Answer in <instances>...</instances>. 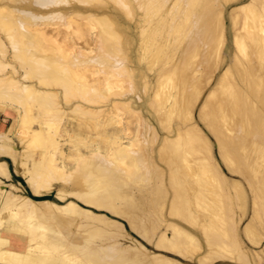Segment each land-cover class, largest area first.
I'll return each mask as SVG.
<instances>
[{
	"label": "bare ground",
	"instance_id": "6f19581e",
	"mask_svg": "<svg viewBox=\"0 0 264 264\" xmlns=\"http://www.w3.org/2000/svg\"><path fill=\"white\" fill-rule=\"evenodd\" d=\"M222 1L227 3L231 0ZM125 2L0 0V114L6 118L12 117V125L17 127L19 136H16L22 148L18 151L9 134L1 130L0 158L11 161L15 172L25 178L34 195H40L52 189L54 183L61 182L72 187L73 191L58 189L56 196L59 199L70 196L87 207L124 219L129 229L142 240L151 242L154 238L152 244L158 250L174 252L191 260L190 248L199 246L197 231L181 222H168L164 218L160 222L157 220L158 224L154 218L156 216L152 214L155 210L162 213L166 202L169 203V214L188 223L199 220L198 226L205 236L207 251L198 261L207 264L205 260L208 256H212L209 260H214L221 258V253L225 255L229 249L225 247L227 240L237 243V221L234 219V222L230 215L234 209L230 201L234 205L233 200H238L241 210H244L243 188L238 181H233V196L227 195L230 193L227 187H231L217 169L212 144L195 124L193 111L200 91L193 93L189 90L191 85L196 86L199 81L190 78L188 72L194 74L199 67L212 70L208 67L212 54L215 58H224L223 53L228 44L226 27L221 19L224 6L220 8V0H187L189 7H196L185 17L192 28L187 31L186 43L176 58L179 61L175 60L173 66H165L156 73L155 88L152 89L149 103H157L160 108L156 120L161 122L163 117L168 121L176 118L179 119V125L184 126L177 129L174 138H164L161 143L160 159L168 167L166 174L150 163L148 158L130 153V147L135 146L136 140L135 143L133 140L126 143L119 135L126 131L118 129V126L121 127L118 119L123 111L131 114V117L135 116L149 137L157 135L151 121L139 109L141 105L135 104L140 101V97L135 100L127 96L121 98L122 95L120 99H112L106 105H100L102 97L98 100L100 94L118 95L112 92L114 86L118 88L124 84L119 78L121 74H135L131 57V41L134 40L130 36L129 26L122 23V17L117 13V9L121 8L125 16L132 19L131 4ZM168 2L143 0L137 4L139 9L146 11L153 9L152 6L156 4L163 3L164 7L167 4L164 10L166 18L171 9ZM227 16L232 28L242 24L233 35L235 54L229 61V68L233 67L235 74L226 90L235 102L231 103L223 94L210 100L211 92L197 108L196 117L204 123L215 140L218 155L225 167L229 172L241 176L251 189V216L242 233L248 241L257 244L261 237L255 227L264 229V201L260 200L264 196V171L258 173L260 166H264V136H261L264 127L259 129L262 111L253 106L257 108L258 103L264 102V93L254 95L256 88L253 84L258 85L264 80V62L260 58L264 54V0H248L238 4ZM162 19L158 23H165V36L160 35L157 49L170 45L173 33L176 34L181 26L180 20L172 24L173 21ZM62 27L68 30L64 31ZM158 30L148 32V36L152 38L151 35ZM241 30L248 33L253 44L258 47L257 54L247 56L244 51L241 52L244 50ZM141 32L144 34L147 30L141 28ZM117 41L122 43L119 47L121 51L115 47ZM206 49L210 56L189 62L200 50L204 55ZM237 51L241 52L240 57H237ZM118 54L121 57L119 63L109 65L102 75L98 69V72L92 70L91 76L88 75L90 79L85 78L84 70L82 74L85 76L81 75L78 65L90 63L99 66L101 62L110 61L104 56L116 57ZM139 75L140 81L146 86L149 80L142 73ZM210 78L211 75L206 77L205 84L210 82ZM171 89L176 91L174 95L170 94ZM168 100L169 107H162ZM103 112L108 115L107 118L109 114L112 118L97 123ZM124 114L121 116L124 117ZM72 116L78 118L76 123L70 121ZM108 124L114 126L108 135L106 133L104 140L110 145L108 154L115 163L106 160V154L97 148L99 144L91 149L83 145L88 150L87 154L77 156L74 169L66 173L64 166L58 162V159L66 157L64 147L68 141L65 136H69L70 140L71 133H80L83 128L103 130ZM246 124L251 126L250 130H246ZM243 128V132L238 131ZM234 161L236 164L233 167ZM9 175L7 162L1 159L0 264H182L148 252L140 243L127 238L123 231L120 233L118 225L121 224L105 219L102 215L91 214L71 200L58 205L6 193V186L1 179H9ZM169 187L173 190L172 194ZM225 190L226 194L223 193ZM175 198L180 201L177 202ZM193 206L201 211L192 210ZM32 212L46 214H41V220L33 224L30 217H22L23 213ZM59 213L69 215L62 218L57 215ZM69 216H81L86 221L79 223L80 219L77 222L75 217ZM19 217L22 218L17 219ZM48 223L52 225L46 233ZM162 225L164 231H159ZM156 230L159 232L155 235ZM167 232H170V236ZM119 234L126 241H120L123 239H120ZM218 246L225 253L222 250L220 253L216 248ZM243 250L233 254V257L232 253H227L236 262L249 263Z\"/></svg>",
	"mask_w": 264,
	"mask_h": 264
},
{
	"label": "rangeland",
	"instance_id": "374dc122",
	"mask_svg": "<svg viewBox=\"0 0 264 264\" xmlns=\"http://www.w3.org/2000/svg\"><path fill=\"white\" fill-rule=\"evenodd\" d=\"M139 1L142 2L143 0H126V2H125V3L131 4L132 19L126 17L121 8L117 9L118 12L116 11L118 13V15L120 17H122V23L126 24V26H129L130 36L134 40V42L131 41L132 42V44H131V46H132L131 47V52H132L131 53V57H133L132 58L133 65H134V67L136 69L134 71L135 74L131 73V74L127 75V74L124 73V74H121L119 76V78L123 80L124 84H122V86H120L118 88H116V86H114V88H113L114 91L112 93H117L118 95L121 94L120 96L115 95V94L113 95L112 93H110V95L112 94V96H109V95L103 96L102 94H100L101 96L98 98V100L100 101L101 100L100 98L102 97V100H101L102 102H100V105H106L112 99L113 100L114 99H120L119 97H121L122 95L123 96L121 98L127 96V97L135 98V100H137V98L140 97V101H136L135 104L141 105L139 107V109L141 110L143 115L148 119V121H151L152 126H154V128L156 129L157 135L156 136H151L150 135L151 137H149L148 136L149 134H146V133L143 132V129L141 127L142 126L141 122L137 121L135 116L131 117L132 115L127 113L126 111L122 112V114L125 112V114L123 115L124 117H122L121 116L122 114H121L120 115L121 119L120 118L118 119V121H120V125H121V127L118 126V129L126 130V131H124L126 134L124 132H121V133H119V135H120V137H122V139L126 143H128L129 141H132V140L133 141L134 140L137 141L136 143H135V141L133 142V143H135V144H133V145H135L134 147L133 146L130 147V153L141 155L144 159L148 158V161L149 162L151 161L150 163H152L154 166H156L160 171H162V172L167 174L168 167L164 163V161H162V159H160L161 158V150H162V147H161L162 144L161 143H163L162 141L164 140V138H174L176 136L177 129L178 128H182L184 126L179 125V123H180L179 119H176V118H172V120H169V121H171L169 123V121L162 116L163 117L162 121L161 122L157 121L156 119H157L158 111H160V108H159L157 103L149 104L150 103V96L153 93V90L155 88V86H153V85H155L156 73L158 71H160L162 68H164L165 66H170V65L173 66L174 61L178 60V59H176V58H178V53L180 52V50L182 49V47L186 43L187 31H189L192 28V24H189L185 17L196 6L189 7V5L187 4V0H165V1L161 0V2H163V3L170 1V2H168V5H169V7L171 6L170 7L171 9H169L170 12H169V15H167V17H166L167 19H166L164 10H166L165 7H167V4H166L165 7H164L163 3L162 4L160 3L161 5L160 4H156V5H154V7L152 6L153 9L149 10L150 11L149 12L148 10L146 11L144 9H139L138 8V6H139L138 4L139 3L137 4V2H139ZM247 1L248 0H231V1L226 3L225 1L220 0V3H221L220 4V8L224 6L223 9H222L223 11H222L221 19L224 22V26L226 27V31H227L226 36H227V39H228V44L225 47V50H224V53H223L224 58L223 59H221L220 57L215 58V56L212 54L211 57H209L210 61H209V65H208V67L210 69H212V70L207 71V70H204V68L199 67L198 68L199 70L197 69L198 71L196 70V72H194V74L193 73L191 74V73L188 72L190 78L194 79L197 82L199 81L196 84V86L195 85L194 86L191 85L190 89H189L193 93L195 91H198V90L200 91V94H199V96H198V98H197V100L195 102L196 104H195L194 111H193V117H194L195 124L201 129V131L204 133V135L209 139V142L212 144L211 145L212 155H213L214 161H216L215 164L217 163L216 164L217 169L221 172V174H223L222 176L225 177L226 182H228V186L231 187L230 189H228V187H227V190L228 191L230 190V193L228 192L229 194L226 192L227 190L223 191V193H225V194L227 193V195L231 194L233 196V191H232V187L234 186L233 185V183H234L233 181H235V182L238 181L239 184L241 185V187L244 190V193H243V196H244L243 207L244 208L243 209L245 211L241 210V207H240L241 203L238 200L237 201L235 199L233 200L234 205L231 204L232 200L230 201V206L232 208H234V209H232V211H231L232 213H230V215L233 216L232 217L233 220L235 219L237 221L236 232H235V234H237L236 235L237 243H236V241L234 242V240H232V241H228L227 240V242H226L227 244L225 245V247H226V249L229 248L228 250L230 252L227 250L226 253H225V250H222L221 248H219V246L221 245L220 244L216 248L220 250L219 251L220 253L223 251V253H225V255L221 253L222 257L221 258H216L214 260H209L212 256H208L206 260L203 259V260H205V262L207 264H210V263L211 264H264V229H261L260 226H256L255 227L256 231L258 232V234H260L259 236L261 237V239L259 240V242L257 244H253L250 241H248L243 236V233H242V229H243L244 225L247 223V221L249 220V218L251 216V204H252V197H253L252 194H251V189L248 186L247 182L244 181L241 176H239L238 174L235 175L236 173L229 172V170L225 167V165L223 164V162L221 161V159H220V157L218 155V150H217V147H216V144H215V140L213 139L212 135L209 133L207 128L204 126V123L196 117L197 108L203 103V101L205 100L207 95L209 93H211V92H212L211 93L212 95L211 94L209 95L210 96L209 97L210 100H213L214 98H217L218 96H221L223 94L228 100H230L231 103L235 102V99L231 98L230 94L227 93L226 90L229 87L228 84L230 83L231 78L235 74L234 73V68L233 67L231 69L229 68V61L231 60V58H233V55L235 54V49H234V45H233V35H234V33H236V30H239L240 27H242V24L240 26H239V24H237L236 26H234V28H232L231 27V22H230L229 17L227 15H228L229 11L232 8H234L236 5L241 4V3H245ZM111 4H112V7H114L113 3H111ZM155 8H156V10H155ZM161 10H163V11H161ZM144 11H145V13L147 12L146 13L147 15L144 13ZM162 18H164L165 21H167L169 19L168 22L173 21L172 24H174V22H178L180 20L181 26L179 27V30H178V32L176 34L173 33V36L171 37V44L170 45L163 46V47H160V48L157 49L156 48V43L160 42V35L162 36L164 34V36H165V28H164L165 27V25H164L165 23L163 24V22H162V24L160 25L161 21L163 20ZM143 20L145 22H143ZM190 21L191 20H189V22ZM158 22H160V23H158ZM140 23H142V24H140ZM138 24H139V26H138ZM143 24H145L146 26L143 25ZM155 24H156V26H155ZM157 25H158V27H157ZM168 26H170V23L168 24ZM140 27L142 29L147 30V33L143 34L141 32V28ZM152 28H153V30H152ZM130 29H131V31H130ZM155 29H157V30L159 29L158 32L156 31L157 32L156 34L151 35L152 38L149 37L148 36L149 35L148 32L154 31ZM62 30L67 31L68 28L62 27ZM141 34H142V36H141ZM241 34H242L243 41H244V50H241V52L244 51V53L247 56L248 55H252V54H257L258 47L253 44V41H252L251 37L249 36V34L246 33V32L243 33L242 30H241ZM153 37H155V38H153ZM93 40H94V38H93ZM120 41H117L116 42L117 44H115V47L118 50L121 48L120 46L122 44ZM168 46H169V48H168ZM120 51H121V49H120ZM166 51H167V54H166ZM241 52L237 51V57H240ZM207 53H208L207 49H206L204 55L202 53V50H200L198 53H196L197 55H194L189 60V62L191 63V62L199 61L202 57L206 58L205 56H210V55H207ZM118 55H116V57L115 56L114 57L104 56L106 58H109V60L111 62L110 61H104V62H101L102 64L99 63V66H97V65L93 66L90 63H88L86 65H83V64L82 65H78V67L80 66L79 69H81V71H80L81 75L82 76L86 75L85 78L90 79V76H91L90 74H92V70H94V69H95L94 71H97L96 69H98L99 72L98 71L97 72L102 75L104 73V71H107L110 66H113V65L119 63V61L121 60V57H120V55L119 56ZM165 56H166V58H165ZM213 58H214V60H213ZM260 58H261L262 62H264V54H262L260 56ZM178 61H176V63ZM101 65H103V66H101ZM217 66H219V67H217ZM78 67L75 66V69L78 70ZM85 69H87V70H85ZM83 70H84V72H83ZM140 70H141V72H140ZM85 71H87V73H85ZM224 71H226V73L224 74V76L221 77V74ZM78 72H79V70H78ZM82 72L85 75L82 74ZM138 72H140L139 74L142 73L144 76L147 77V80H149V81H147L146 86H145V84H142V82L140 81L141 79L139 78L140 75L138 74ZM181 74H183V73H181ZM88 75H90V76H88ZM210 75H211L210 82L205 84V82L207 81L206 77L210 76ZM173 77H174V79H176L175 76H173ZM149 82H150V84H149ZM132 83H133V85H132ZM251 83H253V82H251ZM253 85L256 88V92L254 93V95L259 96V95H262V93H264V80H261V82L258 85L256 83H254ZM179 86L181 88V85H179ZM116 89L119 90V91H117ZM148 89H150L151 92ZM223 90H224V92H223ZM122 92H123V94H122ZM174 92L176 93V91L174 89H171L170 94L174 95ZM238 93H240V92H238ZM136 94H138V95H136ZM164 101H166V100H164ZM169 104H170V100H168L167 102H164V105L162 107H169ZM258 104L259 105L257 106V108H256V106H253V108L257 109L258 111H262L261 112L262 118L260 119V126H259V129L262 130L261 128L264 127V125H262V124H264V123H262V122H264V121H262V120H264V102H261V103H258ZM34 112H35V110H34ZM128 115H129V117H128ZM104 116L108 117V115L103 112V115L98 118L99 121H96V122L97 123H99V122L102 123L101 120L104 122L106 119H110V117L112 115L109 114V118H107V117L105 118ZM124 118H125V120L127 122L124 120ZM130 118H131V120L133 122L130 120ZM133 118H134V120L135 119L136 120L134 121ZM235 118L236 117L233 115V119L234 120H235ZM75 119H76V121H75ZM77 119H78L77 117L72 116L70 121L76 123ZM164 119H165V121H164ZM121 120L122 121L124 120V121L122 122ZM167 121H168V123H166ZM12 123H13L12 117L6 118L4 115L0 114V131L3 130L5 133L9 134V136L11 137V139L14 142V145H15L16 149L18 151H20L22 148H21V144H19L20 143L19 140H18L19 138H17L19 136L17 134V127L15 125H12ZM165 124H167V125H165ZM61 125H62V123H61ZM113 126L114 125H110L109 126V124H108L106 126V129H103V130L102 129L93 130V129L83 128V130L80 132L81 134L80 133H75V134L71 133L72 135L70 134L71 135L70 140H69V136H65V140L68 141L67 145L64 147V153H65L66 157H64L63 159H58V162L61 165L64 166V171L66 173L71 172L74 169V167H75V164L77 162V159H78L79 155L80 154L81 155L87 154L88 146L91 149L92 147L96 148V146L98 144H99L98 145L99 147L97 146V148L101 149V151L104 153V155L106 154L105 155V156H107L106 160L113 164L114 161H113V159L111 157H109V154H108L109 153V149H110V148H108V146L110 147V145L106 142V140H104V139H106L107 135L110 132V129ZM246 126H247L246 130H250L251 129L250 125L246 124ZM128 128L130 130L131 129L132 130L130 131ZM140 129H142L141 131L143 132V134L140 131ZM137 130H139L140 132L137 131ZM238 131L243 132L244 128L242 129V131H241V129H238ZM106 133H107V135H106ZM127 133H128V135H127ZM135 134H137V135H135ZM144 134H146V135H144ZM16 135H18V136H16ZM144 136L145 137L147 136L146 137L147 139L149 137L148 141H147V139ZM261 136H264V130H262ZM75 138H77V139H75ZM262 138H264V137H262ZM86 139H88V140H86ZM127 139H128V141H127ZM91 141H93V143ZM139 141H141V142L139 143ZM142 141H144V142L142 143ZM95 142H97V143H95ZM71 143H73V144H71ZM74 143H76V145ZM83 145H86L85 147H87V149ZM136 145H137V147H136ZM143 152L146 155L143 154ZM150 157L152 159H150ZM1 159L7 160L8 171H9V174H10L9 175V179L8 178L7 179H1L3 184H5V186H6L5 187L6 193L10 192L13 195L25 196V197H28L29 199H31L32 201H36V202H39V201H50V202H53V203L58 204V205H62V204H64V202H66L68 200H71V201L75 202L80 208L89 210L91 212V214H94V215L96 214L98 216L102 215L103 218H105V219H108V220L113 221V222L116 221L117 223L121 224L122 226L118 225V226H120V230H119L120 233H121V231H123L122 233L124 235H126L127 238L134 239L135 241L140 243L142 246H144V248L148 252L155 253V254H160V255H163L165 257H169V258L174 259V260H176V261H178V262H180L182 264H201L198 261V258L203 257L204 255H206L207 247H206V243H205V239H204L205 236L202 235L203 232H201L202 230H200L201 228H200V226H198L199 220L194 222V223H188L187 221L182 220L178 216L169 214V209H167V208H169V203H167V202L164 205L162 213L158 212V210H155V211H152V214H153V216H156V217H154L156 221L158 220L160 222V221H163L165 219V220H168V222H176V223L177 222H181L187 228H189V229H191L193 231H197V237L199 238V246L195 247L196 249H194V247L190 248L191 251L189 252V255L192 256L191 260L190 259H185V258L181 257L180 255L174 253V252H169V251H166V250L164 251V250H161V249L158 250L152 244L153 241H154V238L152 239L151 242H146V241L142 240L137 234H135L133 231H131L129 229V226L127 225V223H126V221L124 219H121V218H118V217H114V216L110 215L109 213H107L106 211H103V210H96L94 208L87 207V206L83 205L82 203H80L77 199H75L73 197H70V196H66L64 198V200L59 199L56 196V193H57L58 189L62 188L66 192H70L71 190L73 191L72 187H70L68 185L65 186V184H63L61 182L54 183L52 189H50L48 191H43V192H41L42 194L40 193V195L39 194L38 195H36V194L34 195L32 193V191H31L30 187L26 183L25 178L20 173L15 172L11 161L9 159H7V158H0V160ZM232 164H233V167H234V165L236 164V161H234V163H232ZM260 171H264V166H260V168L258 169V173ZM166 179H167V176H166ZM11 184H13L12 185L13 187H10ZM152 184L153 183L150 181V185H152ZM14 187H15L16 191L14 190ZM168 190H169V192H171V194L173 193V190H172L171 187H169ZM166 200H168V198ZM170 200H171V198H170ZM174 200H176L177 202L180 201L178 198L177 199L175 198ZM260 200L264 201V196H262ZM193 207L194 208H192V210H194V211L199 210V212L201 211L200 208L197 209V208H195V206H193ZM44 213L46 214V212H41V213L40 212H35V213L32 212V213H28V214H26V213L24 214L23 213L22 217H24V216H28V218L30 217L31 218L30 220H32V222L34 224V223L39 222V220H41L39 216L41 214L43 215ZM60 214L61 213H59L57 215L59 216ZM62 215H60L59 217L67 218L69 214L67 215V214H63L62 213ZM22 217H19L17 219H21ZM69 217H73V218L75 217L74 219H76L77 222L80 221L79 223H84L86 221L81 216H69ZM235 220H234V222H235ZM159 222H158V224H160ZM50 225H52V223H48L47 224L48 228L46 230V233L49 231V226ZM158 230L159 231H164L163 225ZM159 231L156 230L155 235L158 234ZM167 234L170 236V232H167ZM119 235H120L121 238L120 237H117V238L123 239V240L119 239L120 241H124V240L126 241V239H124L121 236V234H119ZM128 236H130V237H128ZM106 243H109V242L106 241ZM238 249H239V251H238ZM241 250L245 251V254H246V257H247L249 263L236 262L232 258H229L231 256L233 257V254H237V253L242 252ZM227 252L229 254L232 253L231 256H229V254ZM227 255H228V258H227Z\"/></svg>",
	"mask_w": 264,
	"mask_h": 264
},
{
	"label": "trees",
	"instance_id": "16d2710c",
	"mask_svg": "<svg viewBox=\"0 0 264 264\" xmlns=\"http://www.w3.org/2000/svg\"><path fill=\"white\" fill-rule=\"evenodd\" d=\"M7 162V160H5Z\"/></svg>",
	"mask_w": 264,
	"mask_h": 264
}]
</instances>
